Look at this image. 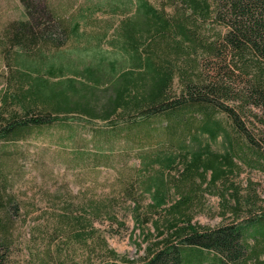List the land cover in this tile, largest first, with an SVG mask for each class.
Listing matches in <instances>:
<instances>
[{
    "label": "trees",
    "instance_id": "1",
    "mask_svg": "<svg viewBox=\"0 0 264 264\" xmlns=\"http://www.w3.org/2000/svg\"><path fill=\"white\" fill-rule=\"evenodd\" d=\"M21 2L27 18L9 22L0 46L14 88L13 100L3 96L0 141L26 139L62 114L109 122L111 141L150 149L145 164L158 169L142 191L151 205L174 190L173 212L187 217L127 264H264V206L230 180L243 166L264 172V0H98L70 16L47 0ZM94 10L123 18L87 31ZM220 136L225 151L213 147ZM150 137L154 144L142 142ZM8 147L0 148V264H10L23 207ZM218 183L234 219L193 223L200 188Z\"/></svg>",
    "mask_w": 264,
    "mask_h": 264
},
{
    "label": "rangeland",
    "instance_id": "2",
    "mask_svg": "<svg viewBox=\"0 0 264 264\" xmlns=\"http://www.w3.org/2000/svg\"><path fill=\"white\" fill-rule=\"evenodd\" d=\"M47 1L70 16L86 7L95 9L98 0ZM26 18L21 0H0V46L9 22ZM122 18L120 13L94 10L84 29L94 31L105 23L116 27ZM4 53L0 47V111L3 96L13 100L14 93L6 78L9 69ZM56 117L55 123L32 130L26 139L0 141V148L6 145L12 152L8 175L23 206L15 220L16 245L10 264H127L126 260H139L149 247H156L171 222L181 225L187 220L173 212L181 193L172 190L160 208L143 194V180L158 169L145 164L143 156L150 149L141 155L137 145L111 141L104 133L111 129L109 122L76 113ZM155 140L150 137L142 142L154 144ZM213 147L227 150L224 136ZM230 180L241 194L251 193L255 199L258 195V205L264 206L263 171L243 166ZM205 186L189 207L192 222L216 227L232 221L235 215L225 207L231 200L220 195L222 184Z\"/></svg>",
    "mask_w": 264,
    "mask_h": 264
}]
</instances>
